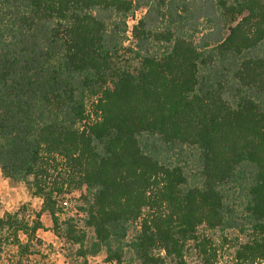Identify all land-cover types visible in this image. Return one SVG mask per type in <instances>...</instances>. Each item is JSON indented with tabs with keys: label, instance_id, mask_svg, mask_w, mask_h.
<instances>
[{
	"label": "trees",
	"instance_id": "16d2710c",
	"mask_svg": "<svg viewBox=\"0 0 264 264\" xmlns=\"http://www.w3.org/2000/svg\"><path fill=\"white\" fill-rule=\"evenodd\" d=\"M0 171L17 264H264V0H0Z\"/></svg>",
	"mask_w": 264,
	"mask_h": 264
},
{
	"label": "rangeland",
	"instance_id": "374dc122",
	"mask_svg": "<svg viewBox=\"0 0 264 264\" xmlns=\"http://www.w3.org/2000/svg\"><path fill=\"white\" fill-rule=\"evenodd\" d=\"M144 14V10L139 11L136 13V15L132 18H130V24L131 26H134L135 23L132 21L139 20L141 16ZM129 42L132 40L131 34L128 35ZM127 42V44L129 43ZM1 180V177H0ZM5 185L2 184L3 188ZM21 191L18 193V195L11 194L8 198L1 199L0 198V209L4 208V202L7 203L9 208L12 210V212L17 211L19 208H21L23 205H28V211L26 212V218L31 219V217L34 216V213L36 210L39 209L42 201L39 198H32L30 193L27 191L25 187H20ZM1 193V192H0ZM69 202L75 203L77 197H66ZM71 206V205H70ZM71 208H73L71 206ZM71 211V209H69ZM77 218H81L76 215ZM78 219V222L80 226H82L83 222ZM43 222L46 226V228L51 227V222L48 218L44 217ZM39 238L42 242V245H37L36 248H38L45 257L41 256H31L29 258L30 261H25V264H75L74 261L71 262L69 259V254H71L72 250L67 249V247L61 243V241L49 230L39 233ZM21 239L23 241H26V237L24 234H21ZM51 247V248H50ZM102 256H100L98 259H96L92 264H103L102 263ZM17 248L13 245H3L0 247V264H17Z\"/></svg>",
	"mask_w": 264,
	"mask_h": 264
},
{
	"label": "crops",
	"instance_id": "0c3cea01",
	"mask_svg": "<svg viewBox=\"0 0 264 264\" xmlns=\"http://www.w3.org/2000/svg\"><path fill=\"white\" fill-rule=\"evenodd\" d=\"M0 177H1V180H0V187H2V184L5 185L3 188H0V198L3 200L5 198H8L9 196H11V194H14V195H18V193H20L21 191V188H13L11 183L4 179L2 174H1V171H0ZM22 187V186H21ZM5 212H12V210L9 208L8 204L4 202V208H1L0 209V218L4 215Z\"/></svg>",
	"mask_w": 264,
	"mask_h": 264
},
{
	"label": "built area",
	"instance_id": "2783aa9c",
	"mask_svg": "<svg viewBox=\"0 0 264 264\" xmlns=\"http://www.w3.org/2000/svg\"><path fill=\"white\" fill-rule=\"evenodd\" d=\"M135 19H136V20L132 21L133 23H135V21L138 22L137 18H135ZM137 22H136V23H137ZM132 27H133V26H131L130 21H129V33H128V35L131 34ZM68 203H69L68 201H65V203H64L65 206H69ZM71 215L74 216V217H76V213H74V212H73ZM79 217H82V215H79Z\"/></svg>",
	"mask_w": 264,
	"mask_h": 264
}]
</instances>
